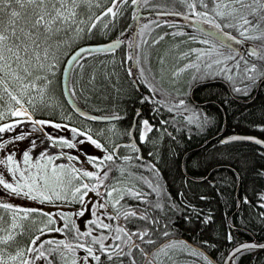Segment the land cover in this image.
Masks as SVG:
<instances>
[{"label":"snow or ice","instance_id":"obj_1","mask_svg":"<svg viewBox=\"0 0 264 264\" xmlns=\"http://www.w3.org/2000/svg\"><path fill=\"white\" fill-rule=\"evenodd\" d=\"M129 10L145 21L134 39L126 32L97 39ZM117 68L132 91L118 85ZM216 76L244 97L264 85V0H0V264H237L264 249L237 243L214 258L215 243H190L177 232L178 219L208 225L213 217L194 203L209 199L195 193V181L169 190V150L161 157L160 144L209 123L188 90ZM58 87L86 124L70 114L67 123L38 118L59 107ZM85 92L96 105L88 111L77 102ZM258 127L264 132V123ZM236 141L259 145L264 160V139L233 135L220 143ZM89 144L99 153L86 151ZM251 173L264 179V164ZM237 202L260 209L264 222V191Z\"/></svg>","mask_w":264,"mask_h":264},{"label":"trees","instance_id":"obj_2","mask_svg":"<svg viewBox=\"0 0 264 264\" xmlns=\"http://www.w3.org/2000/svg\"><path fill=\"white\" fill-rule=\"evenodd\" d=\"M102 2L106 4L107 0H102ZM143 22L145 21H141V24ZM134 28L135 20L132 19L129 10L123 17L116 20L110 31L106 34L100 33L97 39L105 42L117 38L121 32H126L128 39L131 40ZM120 38L123 39V37ZM162 47H169L168 40L163 42ZM125 51L126 47L117 50L114 58L116 65L120 64ZM96 59V57H90V63H94ZM98 59L111 61L113 57L101 55ZM117 76L118 85H122L125 91H132L129 87L130 81L122 69L117 68ZM190 77L191 73H187L184 75V80L188 81ZM229 86L226 79L216 76L193 86L192 97L193 87L189 89V103L198 106L197 113L206 115L209 123L202 130H197L193 126L191 131L183 128L173 132V128L169 126L168 131L173 132L176 141L173 143L165 136L160 144L161 157L164 156V150H169L167 155L169 163L163 166L165 169L163 174L169 190L175 194L178 190H183L181 185L185 179L195 181L196 183L193 184L195 193L197 195L206 194L209 199L207 201L196 200L194 203L213 217L208 225L188 224L178 219L176 221L177 232L190 243L201 239L215 243L217 247L209 249L214 254V258L219 257L221 253L227 254L233 244L248 240L264 242V222L258 218L260 209L237 202L244 196L255 201L257 193L264 191V179H257L251 173L253 164L257 166L264 164V160H259L256 156V151L260 146L247 141H236L228 145L220 143L225 135L233 133L251 134L264 139V132H261L258 127L264 123V85H260L259 89L251 90L248 97L235 93ZM77 90L79 91V82H77ZM87 95L85 92L83 96L77 98V101L89 110L96 105L85 99ZM135 98V95L131 98L121 97L125 101L135 100ZM195 102L204 104L198 105ZM56 103L59 107L55 112L45 113L38 118H55L57 122H61L64 120V115L70 114L73 123H87L71 112L59 87L56 90ZM100 106L103 107V105ZM134 106L141 107L138 103ZM128 107L131 109L133 105L128 104ZM124 123L126 126L127 122ZM48 131L56 132L55 129H48ZM220 133L222 134L219 135ZM37 134L41 135V133H34L35 136ZM173 151L174 156L171 154ZM245 160L249 162L248 167H245ZM234 172L240 173V179H237ZM204 176L208 177V181L201 183L200 179ZM213 181L215 183L210 186ZM233 225L236 226L234 239L232 243H229L226 235ZM188 264H191V259L188 260ZM237 264H264V249L245 252L240 256Z\"/></svg>","mask_w":264,"mask_h":264},{"label":"water","instance_id":"obj_3","mask_svg":"<svg viewBox=\"0 0 264 264\" xmlns=\"http://www.w3.org/2000/svg\"><path fill=\"white\" fill-rule=\"evenodd\" d=\"M143 16L147 17L148 13L147 12H144L142 13ZM136 23H135V29H134V33H133V39L136 37V33L138 32V29H139V25H140V21L138 20H135ZM122 39V38H121ZM113 40V39H112ZM110 41V40H109ZM109 41H105V42H109ZM66 101H67V97H65ZM78 102V101H77ZM79 103V102H78ZM199 104H203V102H200ZM70 106V105H69ZM81 108H83L85 111H88L86 108H84L82 105H80ZM222 133H220L219 135H221ZM233 135H251V134H239V133H233V134H229V135H225L223 137V139L227 138V137H230V136H233ZM251 136H255V137H258L256 135H251ZM260 138V137H258ZM262 139V138H260ZM252 241H256V240H248V241H243L241 243H244V242H252ZM259 243H264V242H259ZM232 249V248H231ZM231 249L229 251H231Z\"/></svg>","mask_w":264,"mask_h":264},{"label":"flooded vegetation","instance_id":"obj_4","mask_svg":"<svg viewBox=\"0 0 264 264\" xmlns=\"http://www.w3.org/2000/svg\"><path fill=\"white\" fill-rule=\"evenodd\" d=\"M196 45H193V47H195ZM190 73V72H189ZM187 73H185L184 75H186ZM214 80V79H213ZM196 85V84H195ZM230 87V86H229ZM259 87L260 86H257L256 88H254V89H259ZM203 105V104H202ZM38 133V132H37ZM62 135H63V133H61ZM40 134H37V136H39ZM85 147V149L87 150V149H90V148H92L93 146H90V144L89 145H85L84 146ZM180 238L181 239H184V237H182V236H180Z\"/></svg>","mask_w":264,"mask_h":264},{"label":"rangeland","instance_id":"obj_5","mask_svg":"<svg viewBox=\"0 0 264 264\" xmlns=\"http://www.w3.org/2000/svg\"><path fill=\"white\" fill-rule=\"evenodd\" d=\"M64 123H67L68 121L63 120ZM91 146V145H90ZM86 151L92 153V154H98L99 150L95 149L94 147L87 149Z\"/></svg>","mask_w":264,"mask_h":264},{"label":"bare ground","instance_id":"obj_6","mask_svg":"<svg viewBox=\"0 0 264 264\" xmlns=\"http://www.w3.org/2000/svg\"><path fill=\"white\" fill-rule=\"evenodd\" d=\"M229 89H231V88H229ZM232 92V91H231Z\"/></svg>","mask_w":264,"mask_h":264}]
</instances>
